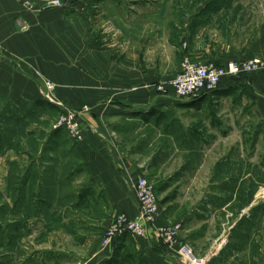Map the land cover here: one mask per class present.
<instances>
[{"label": "rangeland", "instance_id": "1", "mask_svg": "<svg viewBox=\"0 0 264 264\" xmlns=\"http://www.w3.org/2000/svg\"><path fill=\"white\" fill-rule=\"evenodd\" d=\"M31 1V9L60 10ZM89 2L79 16L82 26L72 34L55 26L46 29V48H66L78 59L70 60L77 68L45 67L46 104L17 107L0 95V128H11L13 153L6 190L12 223L0 209V264H101L106 252L113 258L115 246L106 248L103 242L111 225H103L111 211L106 199L95 193L80 199L87 180L72 146L84 141L86 128H121L112 141L153 185L162 213L166 190L185 208L193 200L195 208L208 206L199 214L205 221L180 223L174 248L182 252L187 246L191 256L183 263L178 256L177 264L230 259L232 264H264V71L241 76L238 89L222 94L208 112L182 107L166 91L183 61L196 62L202 47L224 57L234 51L240 60L264 61V0ZM134 54L137 72L117 64ZM156 75L159 83L152 84L150 76ZM163 95L175 100L168 113L150 112L144 118L112 111ZM65 111L84 117L79 142L54 127ZM8 138L7 133V149ZM154 159L156 167L149 171ZM0 194L4 198V190ZM155 239L124 242L147 257L140 240L148 245ZM219 244L226 251L214 258Z\"/></svg>", "mask_w": 264, "mask_h": 264}, {"label": "crops", "instance_id": "2", "mask_svg": "<svg viewBox=\"0 0 264 264\" xmlns=\"http://www.w3.org/2000/svg\"><path fill=\"white\" fill-rule=\"evenodd\" d=\"M26 1L32 4L31 0H0V95L11 105L17 107L24 105L37 107V102H46L42 83L45 75V67H51L50 63H52V65L55 64L54 66L59 68H77L72 66L71 61H78V59L70 56V51L66 48H61L60 51L46 48L45 37L48 36L46 29L55 26L61 32H69V35L72 34L77 27L82 26L78 22H84V20L79 16L82 15L85 6L90 5V2L89 0H85L84 2L81 0H67L65 2L66 8L46 12L41 11L38 6L31 10L27 9L24 5ZM133 5L136 4L133 2ZM206 8L208 9L209 7L207 6ZM69 21L75 24L71 25ZM239 55V53L234 55V51H231L228 53V56L224 57L219 51L218 53H214L209 48L205 49L202 47L196 54V62L200 64H206L208 62L226 64L230 61L240 60ZM62 58L65 60L63 62L64 65L59 64ZM67 63L68 66L66 67L65 65ZM103 63H106V67L108 68V59ZM117 64L121 65L122 68H132V71L135 73L139 67V56L134 54L126 60L121 59ZM69 75L71 74L69 73ZM136 76H139V74ZM150 78L152 79V84L159 83L157 75L155 77L150 76ZM122 80L124 79L122 78ZM236 86L237 83L231 80H225L220 90L223 91ZM221 93L204 95L196 101L178 103L182 107L192 108L200 113L208 112L210 107L212 108L214 106L213 102H217L218 98L223 96ZM174 101L173 96L167 97L163 95L148 103L140 102L137 104L135 102L129 108L114 107L112 111L122 117L140 116L147 118L152 112L162 111L168 113L171 111ZM44 107L47 106L45 105ZM94 119L93 117L91 118L93 121ZM88 123L93 127V123L90 120H88ZM86 129L84 141L72 146L74 154L76 153L82 160V176L84 175V179L87 180L86 186L84 187L85 192H82L80 198L82 197L83 199L86 195L95 193L106 199L111 211L103 221L104 226L110 225L113 219L122 213L131 219L139 217L140 207L134 184L141 177L140 172L132 161L121 156L119 150H117V145L112 141L114 138L113 135L117 134L121 128H116L118 131L115 128ZM7 133L9 137L8 149ZM216 133L222 134L220 130L216 131ZM11 134V128H0V193L4 190V198L0 194V209H3L5 220H7L6 217L8 216V223H12L10 215L12 207L11 197H8L7 200L6 194L7 179L10 182L13 173ZM2 140L4 143L3 147L1 146ZM157 162V159H154L153 163L147 166L149 171L152 165L153 168L156 167ZM213 192L219 194V188L218 190H213ZM161 194H164L165 204L163 208L165 213L163 211L160 216L157 223L158 227L180 223L192 225L197 221L200 223L201 220H206L204 218L206 216L199 214L203 213L208 206L202 205L201 207L197 206L195 208L193 204L197 200H193L192 206L188 204L185 208L183 207V200L179 203L178 199H173V194L169 195L167 190ZM177 207L178 209H176ZM6 223L3 225H6ZM140 245L143 247L145 255H147L153 264H177V257L180 256L178 248L166 247L164 243L159 242L157 239L152 244L150 241L148 245L143 240H140ZM221 248L222 244H219L217 249L218 254L215 253L214 258L218 255L220 256L224 249L221 250ZM111 257V253L106 252L105 256L100 257L98 262L106 264ZM247 260L246 258L245 261ZM232 261L233 259H230L228 263L224 262L223 264H232ZM217 262L218 259H215L214 263Z\"/></svg>", "mask_w": 264, "mask_h": 264}, {"label": "built area", "instance_id": "3", "mask_svg": "<svg viewBox=\"0 0 264 264\" xmlns=\"http://www.w3.org/2000/svg\"><path fill=\"white\" fill-rule=\"evenodd\" d=\"M49 8L63 9L64 0H35ZM27 9L32 8L29 1L24 3ZM264 71V61L260 60H234L226 64L208 62L200 64L188 59L183 61L180 71L167 84L166 91L173 92L180 102L199 100L204 95L216 93L225 80H234L241 76H248ZM47 89L52 92L55 86L50 83ZM165 90V86L163 87ZM52 102V101H51ZM53 103V102H52ZM60 107V106H57ZM84 117L72 112H63L55 129L67 131L74 141L83 139ZM134 189L137 195L140 216L131 219L122 213L113 219L110 227L103 236L104 247L112 248L116 243L125 237L133 239H148L152 236L164 242L168 247H175L178 240V233L181 224L157 226L162 215L159 200L155 195V189L145 177H141L135 182ZM191 256V250L184 246L180 252L182 263Z\"/></svg>", "mask_w": 264, "mask_h": 264}, {"label": "trees", "instance_id": "4", "mask_svg": "<svg viewBox=\"0 0 264 264\" xmlns=\"http://www.w3.org/2000/svg\"><path fill=\"white\" fill-rule=\"evenodd\" d=\"M95 1L101 2L103 0H95ZM238 80H240V78L231 81L238 84ZM235 88L238 89L237 86L233 88L225 89L223 91L219 89L218 91H216V93L222 92L221 94H224L225 96H229L230 94L234 93V90H236ZM37 103L38 104L36 106H41L46 104L43 101ZM127 239L130 238L125 237L114 245L115 251L113 253V258L109 261L110 262L109 264H153L146 256H143L142 254L132 251L129 245L127 243L125 244L124 242Z\"/></svg>", "mask_w": 264, "mask_h": 264}]
</instances>
